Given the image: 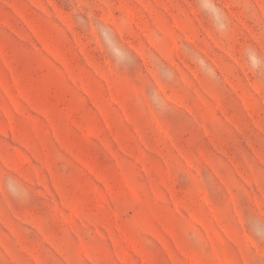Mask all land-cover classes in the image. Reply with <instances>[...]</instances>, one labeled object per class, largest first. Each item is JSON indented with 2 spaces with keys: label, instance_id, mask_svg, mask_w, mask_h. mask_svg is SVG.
Listing matches in <instances>:
<instances>
[{
  "label": "rangeland",
  "instance_id": "rangeland-1",
  "mask_svg": "<svg viewBox=\"0 0 264 264\" xmlns=\"http://www.w3.org/2000/svg\"><path fill=\"white\" fill-rule=\"evenodd\" d=\"M0 264H264V0H0Z\"/></svg>",
  "mask_w": 264,
  "mask_h": 264
}]
</instances>
